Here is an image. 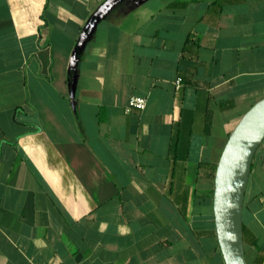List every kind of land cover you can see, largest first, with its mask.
Returning <instances> with one entry per match:
<instances>
[{
	"label": "crops",
	"instance_id": "1",
	"mask_svg": "<svg viewBox=\"0 0 264 264\" xmlns=\"http://www.w3.org/2000/svg\"><path fill=\"white\" fill-rule=\"evenodd\" d=\"M108 1L0 0V264H226L214 176L264 97V0ZM249 177L264 264V140Z\"/></svg>",
	"mask_w": 264,
	"mask_h": 264
},
{
	"label": "water",
	"instance_id": "2",
	"mask_svg": "<svg viewBox=\"0 0 264 264\" xmlns=\"http://www.w3.org/2000/svg\"><path fill=\"white\" fill-rule=\"evenodd\" d=\"M263 140L264 97L242 115L232 130L214 176L213 208L226 264H249L246 258L243 206L253 159Z\"/></svg>",
	"mask_w": 264,
	"mask_h": 264
},
{
	"label": "built area",
	"instance_id": "3",
	"mask_svg": "<svg viewBox=\"0 0 264 264\" xmlns=\"http://www.w3.org/2000/svg\"><path fill=\"white\" fill-rule=\"evenodd\" d=\"M181 81H182L181 78H178L176 80L178 86L182 84ZM147 102H148V99L145 96H132L127 108L128 109H132V108L144 109L147 106Z\"/></svg>",
	"mask_w": 264,
	"mask_h": 264
}]
</instances>
